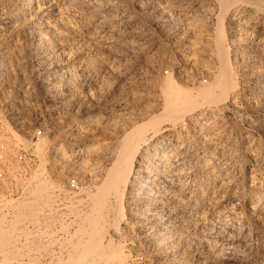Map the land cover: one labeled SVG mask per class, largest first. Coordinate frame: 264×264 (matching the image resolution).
<instances>
[{
  "label": "rangeland",
  "instance_id": "1",
  "mask_svg": "<svg viewBox=\"0 0 264 264\" xmlns=\"http://www.w3.org/2000/svg\"><path fill=\"white\" fill-rule=\"evenodd\" d=\"M231 3L225 12L219 0H0V145L34 159L18 196L1 201L11 213L0 214V264H111L114 246L123 264H264V0ZM220 50L235 84L227 97L198 101L178 125L161 121L156 136L150 127L139 135L147 161L130 178L151 170L161 185L154 210H143L129 186L123 216L91 243L84 217L125 132L162 116L167 78L191 92L209 85ZM70 177L86 187L75 227L62 229L66 256L38 262L50 250L34 247L21 227L39 222ZM98 242V252L84 250Z\"/></svg>",
  "mask_w": 264,
  "mask_h": 264
},
{
  "label": "bare ground",
  "instance_id": "2",
  "mask_svg": "<svg viewBox=\"0 0 264 264\" xmlns=\"http://www.w3.org/2000/svg\"><path fill=\"white\" fill-rule=\"evenodd\" d=\"M220 1V4H221V6H220V8H224V10H225V7L227 8V6H228V8H229V6L232 4L231 3V0H219ZM233 1V0H232ZM235 2V1H234ZM231 3V4H230ZM257 6V5H256ZM260 7V6H259ZM261 8V7H260ZM224 10L222 11V12H224ZM227 11V9L225 10V12ZM221 13V12H220ZM221 15V14H220ZM223 15V14H222ZM219 16V15H218ZM223 17V16H222ZM219 18H221V16L220 17H218V20L220 21V19ZM240 20V19H239ZM218 22V21H217ZM235 23V22H234ZM217 25H219V26H217V27H220V26H222L221 25V23L219 22V24H217ZM242 25V24H241ZM261 26V25H260ZM236 27V26H235ZM240 28V27H239ZM218 29V28H217ZM220 30H221V27L218 29V32L216 31V33H217V39H220V36H221V33L222 32H220ZM222 31V30H221ZM221 40V39H220ZM217 42V41H216ZM218 42H220V41H218ZM216 44H218L219 45V43H216ZM220 49H221V47H220ZM224 51V50H223ZM223 56H224V54H222ZM226 56V55H225ZM217 57V56H216ZM218 57L220 58L219 60L221 61H218L219 62V64H220V68H219V70H218V72H217V74L216 73H214V74H216V76L214 77V79L212 80V82L209 84V85H207V86H205L204 88H202V89H200V90H196L195 89V92H191L188 88L186 89V90H184L185 88H181V86L180 85H177V83L176 82H174V80L171 78V77H169V78H167V80H165L164 81V83H163V85H162V94L164 95V100H162V101H164V102H162V104H163V108H162V110L163 111H161L162 112V114H161V112H160V114L162 115V116H159L158 115V117H151V118H149L148 119V121L144 124V125H142L143 126V129H142V127H140V129L138 128V126L136 127H134L133 129H134V131L132 130V132L131 133H126L125 132V134H127L125 137H124V139H122L121 141H120V143L122 144H120L121 146L118 148L117 146H119V145H115L118 149L116 150L117 152H116V157H115V159H111V160H113L112 162V164H110V165H112L111 166V168H109L105 173H103L102 175V184L100 185V186H98L96 189H97V192H96V194L94 193L93 194V196L91 197L93 200H91L92 202H93V205H92V207H90V208H92L91 209V213L89 214V215H87V216H85L84 217V215H83V217L85 218V222H86V224H88V225H86L85 227H86V230H87V234H88V238H89V240L90 239H93L95 242H96V239H94V237H96V236H100V230H105V229H107L108 227H110V226H113V225H115L116 224V221H117V217H119V216H123V214H124V211H125V209H124V206H123V203H121V200H123V198H124V195H125V193H126V190H127V188L129 187V186H131V188H132V190H137V189H139L140 190V192L141 193H139V194H141V199L143 200V203H142V208H144L143 210H145V211H149V210H151V209H153V207L152 206H154V205H156L158 202H156L155 204H154V202H153V204H152V201H153V196H155V194H156V190H158V186H161V185H159L158 183H157V180H156V177H153V175H151L152 173H151V170L150 171H148L147 172V174H145V175H138L137 174V176H133L135 179H134V181H132L131 180V178H130V174H131V170H132V168L134 167V166H136V167H138V165L140 164L141 165V163H143V161H145L146 159H147V156L145 155V153H146V151H145V153L143 154L142 153V145H145L146 144V139H144V138H142V137H139V135L141 134V132L142 131H144L145 132V130H148V129H146V128H149L150 127V129L151 130H153V134H154V136H156L157 135V133H158V131L159 130H157L159 127V122H161V121H167V123H168V121L169 122H171L172 124H175V126H176V124L178 125V123L181 121V118H182V116L184 117L185 115V113L187 112H189L192 108H193V106H194V104H197L198 105V103L200 104V102H198V101H201V103L202 104H207L208 102L210 103V102H214V101H216V98H226L227 97V94L229 93V91L230 90H232L233 88H235V84L232 82V76H231V71H230V67H229V64H228V61H227V57H221V50L218 52ZM218 57H217V59H218ZM218 64V65H219ZM210 75V74H209ZM208 75V76H209ZM234 80V79H233ZM161 87V86H160ZM189 90V91H188ZM230 99V98H229ZM218 101V100H217ZM198 102V103H197ZM204 102V103H203ZM206 102V103H205ZM229 102V101H228ZM215 103V102H214ZM216 104V103H215ZM215 104H213V105H215ZM217 105V104H216ZM222 107V106H221ZM195 108V107H194ZM217 109H218V107H217ZM194 109H192L191 111H193ZM190 111V112H191ZM191 114V113H190ZM189 115V114H188ZM155 116V115H154ZM182 122V121H181ZM162 123V122H161ZM165 123V122H164ZM159 124V125H158ZM181 124V123H180ZM179 124V125H180ZM158 125V126H157ZM158 127V128H157ZM181 127V126H180ZM135 128H138V129H135ZM183 128V127H182ZM128 131V130H127ZM163 131V130H162ZM182 131V130H181ZM143 132V133H144ZM146 134V133H145ZM144 134V135H145ZM142 136V135H141ZM16 137H17V139L18 140H20V141H22V139L19 137V136H17L16 135ZM145 137V136H144ZM121 138H123V137H121ZM146 138V137H145ZM149 138V137H148ZM96 140V139H95ZM98 140V139H97ZM96 140V141H97ZM117 140V139H116ZM150 140V139H149ZM160 140V139H159ZM95 141V142H96ZM109 141V140H108ZM151 141V140H150ZM117 142H119V141H117ZM163 142V141H162ZM43 143H44V145H45V142L43 141ZM98 143V142H97ZM149 143V142H148ZM154 143V142H153ZM95 144V145H94ZM93 144V146H94V148H92V150H95V146H96V143H94ZM98 144H100V143H98ZM97 144V145H98ZM115 144V143H114ZM168 144V143H167ZM165 145V146H163V147H161L160 146V148H157V149H154L153 151H151L152 152V156L153 157H160V156H162L165 152H166V150L169 148V146H171V145ZM41 145H42V143H41ZM44 145H42V146H44ZM104 145H106V144H104ZM103 145V146H104ZM108 145V144H107ZM151 145V144H150ZM156 145V144H155ZM102 146V145H101ZM102 146V147H103ZM40 147V144L37 146V143H36V149H37V151L40 149L39 148ZM115 147V148H116ZM153 147V146H152ZM39 148V149H38ZM44 148V147H43ZM98 148H100V147H98ZM187 148V147H186ZM36 149H35V152H36ZM104 149V148H103ZM102 149V150H103ZM111 149H114V147L113 148H111ZM97 150V149H96ZM99 150V149H98ZM101 150V151H102ZM106 150H108V148L106 149ZM105 150V151H106ZM170 150V149H169ZM111 151H113V150H110L109 152L111 153ZM107 152V151H106ZM114 152V151H113ZM39 153V152H38ZM93 153V152H92ZM94 153H97L96 151L94 152ZM94 153H93V155H94ZM100 152H98V154H99ZM104 153V152H103ZM168 153V152H167ZM180 153V152H179ZM107 155L109 154V153H106ZM115 154V153H114ZM101 156H102V154H100ZM112 155V154H111ZM168 155H170V154H168ZM167 155V156H168ZM95 156H97V154L95 155ZM94 156V157H95ZM109 156V155H108ZM114 156V155H113ZM149 156V155H148ZM151 156V157H152ZM103 157V156H102ZM102 157H100V158H102ZM105 157H107V156H105ZM110 157V156H109ZM109 157H107V159L109 158ZM173 157V156H172ZM99 158V157H98ZM149 158V157H148ZM97 159V158H96ZM105 159V158H104ZM152 159V158H151ZM151 159H149V160H151ZM154 159V158H153ZM160 159V158H159ZM98 160V159H97ZM103 160V159H102ZM101 160V161H102ZM155 160H156V158H155ZM171 160V159H170ZM169 160V161H170ZM147 161V160H146ZM159 161V160H158ZM164 161V160H163ZM167 161V160H166ZM96 162V161H95ZM104 162V161H103ZM165 162V161H164ZM146 163V162H145ZM150 163V162H149ZM152 163V162H151ZM167 163V162H166ZM165 163V164H166ZM183 163V162H182ZM95 164H97V163H95ZM164 164V165H165ZM172 164V163H171ZM147 165V164H146ZM145 165V166H146ZM156 165V164H155ZM159 165V164H158ZM167 165V164H166ZM170 165V164H169ZM173 165V164H172ZM171 165V166H172ZM175 165V164H174ZM39 166H41V165H39ZM162 166V165H161ZM205 166V165H204ZM98 167V166H97ZM101 167V166H100ZM108 167H109V165H108ZM140 167V166H139ZM142 167H143V165H142ZM166 167V166H165ZM96 168V167H95ZM149 168V167H148ZM154 168L156 169V167L154 166ZM160 168V167H159ZM163 168V167H162ZM178 168V167H177ZM137 169V168H136ZM152 169V168H151ZM203 169V168H202ZM43 170H44V168H41V169H39L38 171H34L33 173H32V175H31V177L35 180L36 178H39L40 179V177L42 176V174H43ZM96 170H99V169H96ZM102 170V169H101ZM101 170H99V171H101ZM106 170V169H105ZM140 170V169H139ZM145 170V169H144ZM163 170V169H162ZM169 170V169H168ZM99 171H98V173H99ZM104 171V170H103ZM147 171V170H146ZM164 171V170H163ZM175 171V170H174ZM177 171V170H176ZM142 172V171H141ZM140 172V173H141ZM162 172V171H161ZM160 172V173H161ZM165 172H166V170H165ZM168 172V171H167ZM134 173H137V172H134ZM45 174V173H44ZM96 174L97 173H95V176H96ZM101 174V173H100ZM100 174H98V175H100ZM143 174V173H142ZM159 174V173H158ZM174 174V173H173ZM134 175V174H133ZM155 175V174H154ZM162 175V174H161ZM160 176V175H159ZM98 177V176H97ZM133 179V178H132ZM161 179V178H160ZM177 179V178H176ZM38 181H40V180H38ZM161 181V180H160ZM163 181V180H162ZM37 187H40L41 188V186H37ZM44 188V187H43ZM47 188V187H46ZM177 188V187H176ZM163 189V188H162ZM87 191V190H86ZM85 191V192H86ZM138 192V191H137ZM159 192V191H158ZM160 192H161V190H160ZM127 194V193H126ZM129 194V193H128ZM158 194V193H157ZM166 194V193H165ZM108 196H111V197H113V199H112V201H114V203H117L118 205H117V207H114L113 209H112V211L110 212L111 214H113L114 215V218L112 219V220H110V221H108V220H106V218H107V213H106V210L108 211V208H109V206H110V204H109V206L108 207H106V201H107V197ZM132 196V195H131ZM134 196H136V195H134ZM138 196V195H137ZM160 196V195H159ZM163 196V195H162ZM161 197V196H160ZM156 198V197H155ZM106 200V201H105ZM111 200V199H110ZM110 200H109V202H110ZM138 201H139V199H137ZM165 201V200H164ZM136 202V201H135ZM140 202V201H139ZM175 202H176V200H175ZM111 203H113V202H111ZM141 203V202H140ZM108 204V203H107ZM136 204V203H135ZM160 204V203H159ZM113 205V204H112ZM138 206H139V204H138ZM138 206L137 207H135L134 208V210L136 209V208H138ZM110 207H112V206H110ZM133 207V206H132ZM156 207V206H155ZM154 207V208H155ZM105 208H107V209H105ZM131 208V207H130ZM159 208V207H158ZM157 208V209H158ZM161 208V207H160ZM156 209V210H157ZM90 210V209H89ZM154 210V209H153ZM257 210V209H256ZM142 211V210H141ZM159 211V210H158ZM137 212H138V209H137ZM156 212V211H155ZM159 212H161V211H159ZM176 212V211H175ZM109 213V214H110ZM136 213V212H135ZM144 214H146V212L144 213ZM157 214V213H156ZM162 215H163V213H162ZM257 215V214H256ZM132 216V215H131ZM154 216V215H153ZM159 216V215H158ZM257 217V216H256ZM109 218V217H108ZM165 218V217H164ZM111 219V218H110ZM161 219H162V217H161ZM137 220V219H136ZM113 221V222H112ZM167 221V220H166ZM176 223V222H175ZM130 225V224H129ZM87 226H88V228H87ZM104 226H108V227H106L105 229L103 228ZM84 227V228H85ZM145 228V227H144ZM154 228V227H153ZM81 229H83V228H81ZM164 229H166V228H164ZM169 229V228H168ZM79 231H81L80 229H79ZM83 232L85 231V229H83L82 230ZM149 231V230H148ZM161 231V230H160ZM168 231V230H167ZM98 232H99V234H98ZM171 232V231H170ZM165 233H166V231H165ZM170 234H172V233H170ZM166 235V234H165ZM168 235V234H167ZM165 237V236H164ZM97 238V237H96ZM168 238H170L169 237V235H168ZM167 239V238H166ZM88 240V241H89ZM158 240V239H157ZM88 241H86L85 243H87ZM91 241V240H90ZM168 241V240H167ZM170 241V240H169ZM93 241H91V243H92ZM158 242V241H157ZM160 242V241H159ZM161 243V242H160ZM159 243V244H160ZM164 243V242H163ZM162 243V244H163ZM85 245V247H84V250H88V252H92V253H94L96 250H97V247L100 249V243L98 242L97 243V245H95V247H93L92 248V246H90V244H84ZM158 246V245H157ZM91 247V248H90ZM102 247V246H101ZM113 247V246H112ZM165 247V246H164ZM95 248V249H94ZM105 248H108V247H105ZM105 248H103V249H105ZM115 248V249H114ZM114 248L112 249L111 248V251L109 250L110 249V246H109V248H108V251H110L109 252V255H111L110 257H111V259H110V257H109V255L107 256V257H109V260L110 261H112V262H115L116 264H123L124 263V261H123V257H122V255H123V250L121 249L122 247H120V248H117L116 249V246H114ZM159 248V250H160V248L161 247H158ZM166 248H168L167 247V244H166ZM102 249V250H103ZM162 250V249H161ZM101 251V250H100ZM106 251V250H105ZM165 251V250H164ZM163 251V252H164ZM96 252H98V251H96ZM102 252V251H101ZM100 252V254L99 255H101L102 254V256H101V258L103 257V253L105 254V252H103V253H101ZM97 254V253H96ZM106 256V255H105ZM124 256V255H123ZM170 259H173V258H170ZM175 259V258H174ZM103 260H105V257H104V259ZM108 261V260H107ZM174 261V260H173ZM112 262H110L111 264H112ZM179 262V261H178ZM109 264V263H108ZM175 264V263H174Z\"/></svg>",
  "mask_w": 264,
  "mask_h": 264
},
{
  "label": "built area",
  "instance_id": "3",
  "mask_svg": "<svg viewBox=\"0 0 264 264\" xmlns=\"http://www.w3.org/2000/svg\"><path fill=\"white\" fill-rule=\"evenodd\" d=\"M40 135L41 131H37ZM7 153L3 157L1 153ZM32 153L29 150H19L16 156L8 154L5 145H0V214H10L11 210L4 204L1 205L2 198L12 199L18 196L15 186L25 181L28 176V169L33 164ZM84 186L76 177H70L66 182L64 193H55L57 197L50 208H46L41 213V219L38 223L22 225L21 229L25 236L29 237L34 247L49 249L48 254L42 251L35 255L38 262H60L66 256V251L62 248L64 225H69V229L74 226L72 222L73 212H78L80 201L85 200L82 196ZM75 212V215H76ZM75 227V226H74ZM73 227V228H74ZM25 243V237L21 240Z\"/></svg>",
  "mask_w": 264,
  "mask_h": 264
}]
</instances>
